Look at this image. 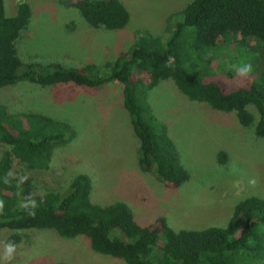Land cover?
Masks as SVG:
<instances>
[{"label": "trees", "instance_id": "trees-1", "mask_svg": "<svg viewBox=\"0 0 264 264\" xmlns=\"http://www.w3.org/2000/svg\"><path fill=\"white\" fill-rule=\"evenodd\" d=\"M71 5L95 29L118 31L130 22L119 0H76ZM31 15L30 6L19 2L15 15L6 16L0 0V88L22 81L90 89L119 83L139 142L138 167L143 172L154 168L161 182L180 185L189 177L166 125L147 103V93L162 81H172L190 101L235 112L241 126L253 127L264 138V0H192L169 18L165 39L139 32L128 54L101 67L23 64L16 45ZM245 37L256 40L254 51ZM223 49L227 63L219 61L213 68ZM238 71L251 78L244 87L225 92L213 80L218 73L232 78ZM248 106L255 108L256 122ZM74 137L68 122L29 112L12 117L1 109L0 141L9 149L0 154V230L13 232L9 242L18 241L15 232L52 230L64 239L84 237L94 253L125 264H264V200L259 197L239 201L224 228L174 231L163 219L140 226L123 202H92V183L85 174H77L63 192L41 193L15 168V160L29 168L46 167L52 151Z\"/></svg>", "mask_w": 264, "mask_h": 264}, {"label": "rangeland", "instance_id": "rangeland-1", "mask_svg": "<svg viewBox=\"0 0 264 264\" xmlns=\"http://www.w3.org/2000/svg\"><path fill=\"white\" fill-rule=\"evenodd\" d=\"M3 1L9 17L19 2L31 8L29 24L16 45L23 64L82 68L101 67L128 54L139 32L165 39L169 18L192 0H119L130 22L118 31L89 26L71 5L76 0ZM242 40L255 50L254 38ZM228 59L221 50L213 68ZM213 80L229 92L246 86L251 78L238 71L232 78L218 73ZM121 92L119 83L90 89L73 84L44 88L22 81L0 88V111L4 108L8 116L42 114L68 122L75 130L72 140L52 151L46 167L29 168L18 160L14 167L41 193L63 192L77 174H85L91 179L92 202H123L142 227L163 219L174 231L224 228L239 201L250 196L264 200V138L257 137L253 127L241 126L235 112L190 101L170 80L147 93V103L166 125L189 175L184 183L172 185L158 180L154 168L143 172L138 167L139 142ZM247 110L256 122L255 108ZM22 124L27 127L24 120ZM8 149L0 141V154ZM12 233L0 230L1 264H125L94 253L84 237L64 239L52 230L33 229L15 232L19 239L13 243L8 241Z\"/></svg>", "mask_w": 264, "mask_h": 264}, {"label": "clouds", "instance_id": "clouds-1", "mask_svg": "<svg viewBox=\"0 0 264 264\" xmlns=\"http://www.w3.org/2000/svg\"><path fill=\"white\" fill-rule=\"evenodd\" d=\"M11 250H12V249L10 248V249H9V252H11Z\"/></svg>", "mask_w": 264, "mask_h": 264}]
</instances>
